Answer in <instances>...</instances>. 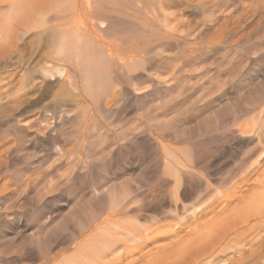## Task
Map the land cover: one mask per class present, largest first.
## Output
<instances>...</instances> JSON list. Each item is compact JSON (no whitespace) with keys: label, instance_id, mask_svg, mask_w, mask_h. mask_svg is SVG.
<instances>
[{"label":"bare ground","instance_id":"6f19581e","mask_svg":"<svg viewBox=\"0 0 264 264\" xmlns=\"http://www.w3.org/2000/svg\"><path fill=\"white\" fill-rule=\"evenodd\" d=\"M262 12L0 0V264H264Z\"/></svg>","mask_w":264,"mask_h":264},{"label":"rangeland","instance_id":"374dc122","mask_svg":"<svg viewBox=\"0 0 264 264\" xmlns=\"http://www.w3.org/2000/svg\"><path fill=\"white\" fill-rule=\"evenodd\" d=\"M262 13H263V12H262ZM262 13H261V14H262ZM233 15H234V14H233ZM263 16H264V13H263V15L261 16V18H263V19H261V20L259 21V23H262V24H259V25L256 24V25H254V26H253V30L250 32V34L246 35L245 38H244V36H243V37L240 38L239 40L234 41L235 44H238V45H240V46H247V45H250L253 41L255 42V40H256V42H257V40H259V41L262 42V43L260 42L261 44L259 45V52L257 51V53H252L253 55L251 54V56H253V57H251V58L249 57L248 60H246V62L244 61V62L241 63V65H244V67L247 66V65H249V63H250L251 61H254V59H255V57H257V55H258V58H260V56H259L260 53H261V56H262V54H264V39H262V38L264 37V35H263V34H264V25H263V24H264V17H263ZM259 17H260V16H259ZM261 21H262V22H261ZM262 26H263V27H262ZM261 27H262V28H261ZM256 28H257V29H256ZM262 29H263V30H262ZM262 31H263V32H262ZM260 34L262 35V37H261V36H260V37H257V36H259ZM256 35H257V36H256ZM247 36H248V37H247ZM246 37H247V38H246ZM250 37H251V39H250ZM257 38H258V39H257ZM260 38H261L262 40H260ZM260 49H261V50H260ZM221 54H222V53H221ZM222 55H223V54H222ZM213 57H214V56H213ZM213 57L211 58V56H210V58H211L210 60H213ZM220 57H221V56H220ZM210 60H209V61H210ZM262 61L264 62V58H263ZM210 62H212V61H210ZM210 62H207L205 65H211ZM208 63H209V64H208ZM245 63H246V64H245ZM239 65H240V64H239ZM239 65H238V66H239ZM250 65H251V64H250ZM235 66H236V65H232L233 68L231 67L230 70L233 71V70L235 69ZM245 68H246V67H245ZM230 70H229V71H230ZM261 70H262V69H261ZM232 71H230V73H231ZM260 72H261V73H260L259 75H261V76H258V77L255 76L254 78H252L251 81H253V82H250V83H249V87H251V85H253V86L256 85V84L258 85V83L256 82V80H257L258 82H260V83L262 82L259 86H261L262 84L264 85V83H263V82H264V80H263V79H264V77H263L264 74L262 75V72L264 73V70H263V71H260ZM262 77H263V78H262ZM218 81H219V83H220V82H223L222 77H220V79H219ZM251 83H252V84H251ZM253 86H252V87H253ZM232 89H233V90L230 92V98H231V99L237 97V93H236V92H237V88H236V87H233ZM235 91H236V92H235ZM240 96H241V94H240ZM228 100H230V99L228 98ZM218 103H219V102H218ZM72 129H73V130H72ZM74 131H75V129H74L73 127H72V128H69V127H68V132L71 133V132H74ZM54 135H58V136H59V137H58V138H59L58 141H59L60 143H63V142L67 139V138H65V137H67L65 134H62V136H61V133L56 132ZM64 135H65V136H64ZM28 137H29V139H28L27 137H25L26 141H27V140H28V141L26 142L25 139H24L25 144H24V142H23L24 145L22 144V147H23L26 151H27V150L30 151V149H31L32 152H34V151H35V152H39V150H40V151H41L40 153H42V151H43L42 149L44 148L45 151H44L42 154H40V153L37 154L38 156H41V155H44V154L48 151L47 149L50 148V149H49V150L51 151V152L49 151L50 154H52V153H53V154H56L55 144L53 145L52 143H49V145H48V144L45 145V144H40V143H39V144H40V147H38L39 145L36 146L37 144H35V143H34V145H33V142H36V141H35V140L33 141V138L31 139V136H30V135H29ZM62 137H63V138H62ZM30 139H31V140H30ZM64 139H65V140H64ZM63 140H64V141H63ZM72 141H73V140L68 141V144L66 145L67 148H71V147H73V146L75 145V141H73V142H72ZM31 142H32V143H31ZM24 146H25V147H24ZM35 146H36V147H35ZM42 146H43V147H42ZM53 146H54V147H53ZM46 147H48V148H46ZM51 147L54 148V149L51 150ZM32 148H34V149H32ZM38 148H39V149H38ZM100 148H101V145L98 146V152H99V149H100ZM35 149H36V150H35ZM37 149H38V150H37ZM54 151H55V152H54ZM35 152H34V153H35ZM100 153H101V152H99L98 154H100ZM231 157H232V156H231ZM234 157H235V156H234ZM71 158L73 159L74 157H71ZM235 158H236V157H235ZM122 163H123V161H122ZM17 166H18V167H17ZM11 167H12V166H11ZM11 167H10V168H11ZM16 167H17V168H16ZM16 167L13 166V168L16 169L15 171H20V169H19L20 165L17 164ZM128 167H129V169H131L133 166H132V167L128 166ZM120 168H121V171H122V170L124 169V166H123V167H120ZM17 169H18V170H17ZM125 169H126V168H125ZM129 169L124 170L123 172H125V173H123V174H122V173H121V174L119 173V175H121V176L119 177V175H118V178H119V179H121L122 177H125V178H126V176H127V177H129V176H130V177H136L134 174L137 175V172H139V170L136 169V170H130V171H128ZM134 169H135V168H134ZM10 170L12 171V168L8 170V172H9L10 174H9V173L7 172V170H6V179H7V181H8V183H6V184H9V185H10V183H11V184H14V182H16V181H14L13 178H11V176H12L13 173H11ZM136 171H137V172H136ZM13 172H14V170H13ZM131 173H132V174H131ZM10 181H11V182H10ZM12 181H13V182H12ZM9 182H10V183H9ZM43 185H45V183H43ZM41 186H42V185H40V187H41ZM65 208H66V207H65ZM53 210H55V211H56V210L59 211L58 208H57V209L54 208ZM57 211H56V212H57ZM185 240L188 241L189 239L185 236L184 242H186ZM166 242H167V241H166ZM187 246H189V245H187ZM185 247H186V246H185ZM166 248H167V252H169V251L171 252L172 250H176V249H169V250H168V247H166ZM175 248H176V247H175Z\"/></svg>","mask_w":264,"mask_h":264}]
</instances>
